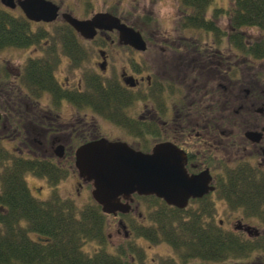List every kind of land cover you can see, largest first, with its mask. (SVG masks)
<instances>
[{
    "label": "flooded vegetation",
    "instance_id": "obj_1",
    "mask_svg": "<svg viewBox=\"0 0 264 264\" xmlns=\"http://www.w3.org/2000/svg\"><path fill=\"white\" fill-rule=\"evenodd\" d=\"M13 1L1 10L24 20L29 34L25 43L0 47V215H20L29 201L41 211L55 201L76 205L92 190L76 167L84 144L106 138L151 153L169 143L184 154L190 176L208 180L207 191L180 210L206 208L209 264H264V56L260 48L247 53L262 36L233 28L223 6L221 15L206 17L210 28L198 19L187 27L182 17L173 33L139 29L141 50L116 29L87 37L66 21L109 12L130 25L113 12L80 15L68 0H50L56 17L35 21ZM13 176L25 192H6ZM65 185L74 192H60ZM140 197L133 195L128 215L138 212ZM119 226L117 236L147 237Z\"/></svg>",
    "mask_w": 264,
    "mask_h": 264
},
{
    "label": "trees",
    "instance_id": "obj_2",
    "mask_svg": "<svg viewBox=\"0 0 264 264\" xmlns=\"http://www.w3.org/2000/svg\"><path fill=\"white\" fill-rule=\"evenodd\" d=\"M182 8L185 26L211 27L206 11L214 0H178ZM233 28L256 27L264 33V0H231L227 14ZM27 24L20 18L14 19L0 9V47L19 44L28 38ZM25 43V42H24ZM262 49L257 43L247 45V53L255 56L254 49ZM6 192L23 193L19 176H13ZM159 206L149 215V228L141 233L153 242H166L174 250L178 260L165 258L160 264H209L208 216L204 208L196 214L193 208L180 210L166 205L156 197H148ZM20 215H0V264H133L127 260L123 248L117 254L105 249L104 222L97 204L91 202L84 207L55 201L53 210H35L32 201L24 203ZM33 204V205H32ZM22 209L13 206V209ZM69 211V212H67ZM133 226V223L131 222ZM85 240H97L100 249L86 253L82 249Z\"/></svg>",
    "mask_w": 264,
    "mask_h": 264
},
{
    "label": "water",
    "instance_id": "obj_3",
    "mask_svg": "<svg viewBox=\"0 0 264 264\" xmlns=\"http://www.w3.org/2000/svg\"><path fill=\"white\" fill-rule=\"evenodd\" d=\"M1 2L15 6L13 0ZM17 3L25 16L35 21H51L58 10L48 0H18ZM66 21L87 37H92L96 28L116 29L124 43L136 49L146 48L139 31L110 13H97L87 20L68 15ZM76 167L79 176L92 185V198L106 214L127 213L133 194L156 196L168 205L185 208L190 198L201 196L208 189L207 177L190 176L185 169L184 154L169 143L155 146L151 153H143L125 142L101 138L77 150Z\"/></svg>",
    "mask_w": 264,
    "mask_h": 264
},
{
    "label": "rangeland",
    "instance_id": "obj_4",
    "mask_svg": "<svg viewBox=\"0 0 264 264\" xmlns=\"http://www.w3.org/2000/svg\"><path fill=\"white\" fill-rule=\"evenodd\" d=\"M228 1L231 0H214L212 2L213 6L210 8V10L212 9L210 18L216 17L219 13L213 11L217 9V7L225 6V2L228 3ZM68 5L72 12L80 15L102 10L113 12L128 24L142 30L144 36L152 30H156L157 33L166 31L173 33L177 28L179 18L182 16V8L178 0H68ZM2 7L4 6L0 2V8ZM214 22L220 27H226L227 24V20L223 21L222 19L220 21L215 19ZM33 29H35V25H33ZM244 32L251 37L258 38V36L261 35L264 39V33L258 28L246 27ZM261 63H264V60H262ZM116 135L124 139L126 137L119 132H117ZM32 183L37 184L38 182L33 181ZM68 183L69 182H67V184ZM90 190V186H87V188L82 191L80 198L75 201L76 206L84 207L93 201ZM66 191L74 192V190L70 188V185L61 187L60 192ZM137 202L139 203L138 212L143 215L142 219L137 216L138 212L124 216L123 218L122 216L115 217L109 214L102 216L104 222V235L106 238L109 237V243L107 242L105 245L106 251L117 254L116 252H118V249L123 248L122 250L125 252L127 260L131 263L133 262V264H160L165 258H175L178 260L174 250H172L166 242H153L148 239V237L135 236L134 234L131 235L130 239H125L122 231L120 235L117 236V229L120 228L119 222H122V220L127 225L128 230H131L129 224L130 222L133 223V221L140 226L142 230H145V227L149 228L151 223L149 215L156 212L159 205L148 197H140ZM191 208H196V206L191 205ZM84 242L82 249L86 253L96 252L97 249L101 247L97 240H85ZM195 263H197V261H191L188 264Z\"/></svg>",
    "mask_w": 264,
    "mask_h": 264
}]
</instances>
